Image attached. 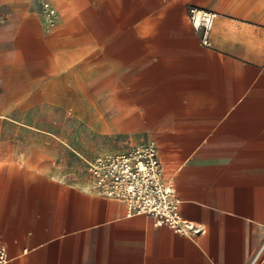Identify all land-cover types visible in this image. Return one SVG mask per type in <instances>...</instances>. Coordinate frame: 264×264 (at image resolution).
Wrapping results in <instances>:
<instances>
[{
    "label": "crops",
    "instance_id": "obj_1",
    "mask_svg": "<svg viewBox=\"0 0 264 264\" xmlns=\"http://www.w3.org/2000/svg\"><path fill=\"white\" fill-rule=\"evenodd\" d=\"M192 9L217 13L208 47ZM149 142L201 233L91 189L87 162ZM0 243L7 264H264V0H0Z\"/></svg>",
    "mask_w": 264,
    "mask_h": 264
},
{
    "label": "built area",
    "instance_id": "obj_2",
    "mask_svg": "<svg viewBox=\"0 0 264 264\" xmlns=\"http://www.w3.org/2000/svg\"><path fill=\"white\" fill-rule=\"evenodd\" d=\"M48 27L55 24L57 9L49 1L42 3ZM217 13L203 9L190 11V22L201 43L210 45ZM90 187L98 195L124 203L127 216L148 215L157 227L165 226L181 235L198 234L202 229L183 219L173 182L166 181L164 167L153 142L132 147L119 154H107L87 162ZM7 247L0 243V264H7Z\"/></svg>",
    "mask_w": 264,
    "mask_h": 264
},
{
    "label": "rangeland",
    "instance_id": "obj_3",
    "mask_svg": "<svg viewBox=\"0 0 264 264\" xmlns=\"http://www.w3.org/2000/svg\"><path fill=\"white\" fill-rule=\"evenodd\" d=\"M92 138V137H91Z\"/></svg>",
    "mask_w": 264,
    "mask_h": 264
}]
</instances>
